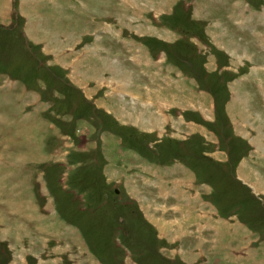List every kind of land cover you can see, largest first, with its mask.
I'll return each instance as SVG.
<instances>
[{
    "label": "rangeland",
    "instance_id": "obj_1",
    "mask_svg": "<svg viewBox=\"0 0 264 264\" xmlns=\"http://www.w3.org/2000/svg\"><path fill=\"white\" fill-rule=\"evenodd\" d=\"M263 90L264 0H0V264H264Z\"/></svg>",
    "mask_w": 264,
    "mask_h": 264
},
{
    "label": "crops",
    "instance_id": "obj_2",
    "mask_svg": "<svg viewBox=\"0 0 264 264\" xmlns=\"http://www.w3.org/2000/svg\"><path fill=\"white\" fill-rule=\"evenodd\" d=\"M224 46H226V43H225V45ZM226 50H228V51H231V46H226V47H224ZM242 58H245V57H242ZM252 61V60H251ZM119 67H120V65H119ZM254 67V66H253ZM164 89H165V87H164ZM264 91V90H263ZM240 102L242 101L240 98H237ZM199 104H201V103H199ZM201 105H203V104H201ZM208 107H209V105H208ZM210 108V107H209ZM150 115L148 114V113H143V114H140L138 117H136V119H138L142 124H143V122L149 117ZM251 116H253V119L254 118H256L258 121H259V126L256 128L255 127V130H256V133L253 135V137H252V139H254V140H257V141H260V142H262V137L264 138V122H262V121H260L259 119H261V116H260V113H255L254 115H251ZM144 118V119H143ZM159 119H160V117H158ZM259 118V119H258ZM159 119H157L156 121H153L152 122V125H155L156 123L158 124L159 123ZM248 120V119H247ZM249 122V121H248ZM242 123V125H244V123L243 122H241ZM233 127H234V129H236V126H235V124L233 123ZM247 128H249V127H245L244 128V130L245 131H242V130H240V132H242V134H243V136H245L246 134L247 135H249L248 134V131H246V130H248ZM241 134V135H242ZM250 136V135H249ZM250 138V137H249ZM236 174V173H235ZM237 174L238 175H236V177H238L240 180H242L240 177H239V175H240V173L239 172H237ZM241 175H243V176H246V175H244V174H241ZM255 176V179L254 180H252V179H250V178H248L247 176H246V178L248 179V181L249 182H251V183H253L255 186H256V188H258L257 190L259 191V193H258V195L260 194V193H262V194H264V179L263 178H261L260 176H259V174H256V175H254ZM244 183H249L248 181H244V180H242ZM249 185V184H248ZM176 187V186H175ZM255 188V187H254ZM256 190V189H255ZM253 191H254V189H253ZM202 203V202H201ZM190 204V203H189ZM187 210H190V208H187ZM213 215V212H212V208L211 207H209V205H207L206 203L202 206V207H200L199 206V215H198V217L196 218V220H195V224H196V229L195 230H197V231H202V230H199L198 228H200V229H202V227L204 226H207V227H211V229H209L208 231H206L207 232V234H209L210 235V232H214L215 231V234H221V230H220V228H222L223 229V231H224V228L225 227H229L230 226V218L229 217H224V219H222V218H215V217H213L212 216ZM213 218V219H212ZM179 219L180 220H182L180 217H179V215L178 216H176V217H174V221L175 222H177L179 225H182V224H180L178 221H179ZM181 222V221H180ZM227 222V223H226ZM155 223H157V220L155 221ZM164 224H166V221L164 222ZM161 225V224H160ZM162 226V225H161ZM212 230V231H211ZM161 232H163L162 230H161ZM211 234H214V233H211ZM220 238H221V236H220ZM220 238H218L217 239V241H219L220 240ZM233 239V238H232ZM237 240H239V239H235L234 241H237ZM51 241V240H50ZM49 241V242H50ZM212 242H214V241H212ZM227 242V241H226ZM226 242H223V243H221L222 245H227V243ZM59 243V242H58ZM226 243V244H225ZM231 243V242H230ZM238 243V242H237ZM67 244H69L68 242H67ZM54 245H56V242L54 243V244H52V246H54ZM183 251V250H182Z\"/></svg>",
    "mask_w": 264,
    "mask_h": 264
}]
</instances>
